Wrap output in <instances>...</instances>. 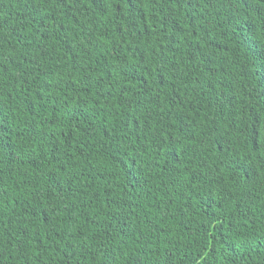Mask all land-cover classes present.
Returning <instances> with one entry per match:
<instances>
[{
  "label": "trees",
  "instance_id": "16d2710c",
  "mask_svg": "<svg viewBox=\"0 0 264 264\" xmlns=\"http://www.w3.org/2000/svg\"><path fill=\"white\" fill-rule=\"evenodd\" d=\"M0 264H264V0H0Z\"/></svg>",
  "mask_w": 264,
  "mask_h": 264
}]
</instances>
